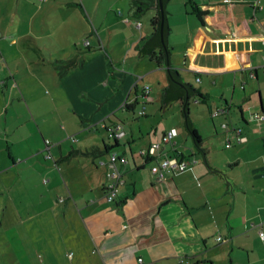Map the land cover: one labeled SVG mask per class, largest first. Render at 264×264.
I'll return each instance as SVG.
<instances>
[{
	"label": "crops",
	"instance_id": "1",
	"mask_svg": "<svg viewBox=\"0 0 264 264\" xmlns=\"http://www.w3.org/2000/svg\"><path fill=\"white\" fill-rule=\"evenodd\" d=\"M129 1L0 0V116L20 89L13 48L41 87L47 72L69 112L49 142L50 167L32 160L43 156L30 143L15 150L10 122L0 120V264H264L257 234L264 227V0H257L261 8L251 0H170L165 7L169 64L201 94L190 103L208 114L191 118L189 105V116L206 161L225 171L234 196L189 140L181 110L162 101L166 64L134 51L151 33L154 11L128 17ZM209 3L213 9H205ZM56 59L72 66L59 75ZM144 102L143 116L154 119L135 125L128 112ZM226 106L228 113L211 114ZM250 113L259 116L248 121ZM109 126L121 137L108 139ZM171 128L176 135L161 142ZM153 142H160L158 159L197 161L157 179L149 167L158 159L140 155ZM111 153L127 162H115L123 183L109 201L112 166L99 162Z\"/></svg>",
	"mask_w": 264,
	"mask_h": 264
},
{
	"label": "rangeland",
	"instance_id": "2",
	"mask_svg": "<svg viewBox=\"0 0 264 264\" xmlns=\"http://www.w3.org/2000/svg\"><path fill=\"white\" fill-rule=\"evenodd\" d=\"M21 48L23 54L25 56H29L28 54H26L27 52L26 50H24L25 48ZM17 54L21 55V53H17L14 48L9 51L11 60L14 58L10 62V65L12 63V68L14 70H17V74L14 79H16L18 82L20 80V89L17 88V92H13L12 94L8 95L9 97L7 101V109L5 114L0 116V120L6 119L7 122H10L11 142L15 150L20 146H26L28 143H30L31 145H33L34 149L39 148V150L42 151L43 156L41 158L35 157L32 160L38 162V166L41 165L42 167H45L47 165L48 167H50L52 164H54V159L51 157V159L46 158V156L50 154L49 142H54V130H57V125L59 126L63 123L65 113L69 114V112L66 111L63 103L62 96H64L65 93L63 91H58L56 93L57 90H55L54 88H50V77L46 74L47 72H44L42 76L44 85L41 87L39 84H37V78L31 77L25 71L23 65L27 63L24 62L23 59L21 63L17 62V57H15V55ZM145 77H148V75H145ZM255 97L257 98L258 94H256ZM56 101L58 103V107L56 106ZM189 105H191V118L196 119L203 113L208 114L207 107H205L204 104L201 105H204L205 108L198 110H194V103H190ZM174 109H176L177 111H179L180 109L176 102H174ZM137 112L138 111H136L134 114L128 112V115L131 117V120L135 123V125H140V122L147 123L148 120L154 119L153 116L150 115L151 113H149L148 117H144L143 115H138ZM149 112H152V110H150ZM78 115H80V113L75 111L74 117L79 118L80 116ZM166 115H168L169 118L173 117L172 111L169 110ZM160 118V113H157L155 120L157 121ZM39 131H42L43 138L40 136ZM189 140L192 141L190 135ZM19 142L21 143L18 145ZM30 193L31 192L29 191V194ZM0 196L5 197L4 194ZM0 247V253L2 254L5 249V244H0Z\"/></svg>",
	"mask_w": 264,
	"mask_h": 264
},
{
	"label": "built area",
	"instance_id": "3",
	"mask_svg": "<svg viewBox=\"0 0 264 264\" xmlns=\"http://www.w3.org/2000/svg\"><path fill=\"white\" fill-rule=\"evenodd\" d=\"M253 5L256 7H260L258 5L257 0H251ZM214 4L209 3L208 5L205 6V9H213ZM138 26H140V23H137ZM151 88L146 85L143 88V93L148 96L150 93ZM145 102L142 104L141 108L138 110V115H144L145 114ZM219 113H222V110H220L218 107L215 109H211V114L212 115H218ZM259 115L255 113L254 115H251V118L255 119ZM237 133H240V129L236 130ZM122 132L120 131L119 127H107V138L108 139H117L121 137ZM176 135V130L174 128H171L167 131L164 132L162 135V140L161 142L164 143H169L172 138ZM238 141H241L242 138L237 136L236 138ZM226 144V146H228ZM159 146L160 142H153L149 145L147 149H141L140 150V155L141 156H153L155 159H158L160 156L159 152ZM120 161L121 163H126L127 160L125 157H119L115 153H111L109 155L108 161L101 160L99 162L100 165H106L109 163L112 166L111 170L106 171V178L107 182L105 184V198L109 201L113 200L119 193V188L121 184L123 183V178H122V173L117 169L115 162ZM196 159L194 157H186V158H179L177 155H166L164 157L159 158L156 160L150 167L149 170L151 174L157 178V179H164L165 177L172 175L176 172H182L186 170L189 165L196 163ZM262 223L259 224V228L257 229V234L261 238V240L264 241V227L261 226ZM141 262V258L139 259ZM182 264H189L188 262H184L182 259L180 261Z\"/></svg>",
	"mask_w": 264,
	"mask_h": 264
},
{
	"label": "trees",
	"instance_id": "4",
	"mask_svg": "<svg viewBox=\"0 0 264 264\" xmlns=\"http://www.w3.org/2000/svg\"><path fill=\"white\" fill-rule=\"evenodd\" d=\"M168 1H170V0H166L165 6H164L165 20H166V8L165 7H166V4L168 3ZM153 4H155V0H130L129 3H128V9H127V16L128 17H136V18H138V17L142 16L148 10H153L154 11V14H153V16L150 19V26H151V29H152L151 33L149 35L141 38L139 40V42L134 46V51L136 52V54L139 53L140 48L153 36V34L159 28L158 9L155 6H153ZM168 33H169V27H168V25L166 23V39H167ZM165 42H166V40H165ZM165 53H166L167 62H169L170 55H171V48L168 47L167 45L165 46ZM165 53H164V47L161 44H156L149 52L138 54V55L139 56H147V57H149L152 60L156 59L157 57H160L161 60L163 61V63L166 64ZM50 62L52 64H54V66L58 69V74L59 75H62L64 73H66L67 70L72 65V62L69 59H64V60L56 59V60H53V61H50ZM157 63H159V62L157 61ZM168 65H169L170 71H172V73L179 79V81H181L189 89L194 91V93H192L188 97L186 110H187V115H188L190 123H191L192 132L196 136L197 144L200 147L202 139L198 135V133H197L196 129L194 128L193 123H192V121L190 119V116H189V103H190V101H191V99L193 97H195V96L201 97V94L198 91V89L194 88L190 83L183 82V80L180 77V75L177 72V70H175L169 63H168ZM168 83H169V81H168ZM167 86H168V84H167ZM167 86L163 88L162 96H161L162 97V101L164 103H167V104L175 102V101L179 102V107H180L181 114H182V109H183L184 102H185L184 95H179L176 98H174V97L165 98V89L167 88ZM182 116H183V127H184L185 131L187 132V134L190 135L191 138H192L191 133H188L187 127L184 124L185 116L183 114H182ZM237 129H239V128H237ZM237 129H235V131ZM192 141H193V139H192ZM193 143H194V141H193ZM200 149L202 150L201 147H200ZM146 158H148V157H146Z\"/></svg>",
	"mask_w": 264,
	"mask_h": 264
},
{
	"label": "water",
	"instance_id": "5",
	"mask_svg": "<svg viewBox=\"0 0 264 264\" xmlns=\"http://www.w3.org/2000/svg\"><path fill=\"white\" fill-rule=\"evenodd\" d=\"M166 0H155V6L158 9V15H159V28L156 30V32L153 34V36L140 48V51L138 54L147 53L149 52L156 44H161L164 47V53H165V40H166V20H165V12H164V6H165ZM165 60H166V69H167V79L169 81L167 88L165 89V98H171V97H178L179 95H184V106L182 109V114L185 116L184 124L187 127L188 133H191L192 139L196 145V148L202 153V160L205 163V165L210 169V171H214L215 173L219 174L220 177L224 178V181L230 184V187L227 189L230 191L233 196V188H236L235 185L232 183V181L225 176V171L223 169H215L213 168L207 161L204 156V153L200 149L199 145L197 144L196 136L193 134L191 129V123L189 120V117L187 115V100L188 97L194 93L191 89H189L184 83L179 81V79L170 71L166 53H165ZM220 110H222V114L228 113L229 107H218ZM251 116V113H250ZM252 118L249 117L248 121H250ZM227 131V126L224 124ZM240 129V128H239ZM233 130L234 127H233ZM225 134V132L223 133Z\"/></svg>",
	"mask_w": 264,
	"mask_h": 264
}]
</instances>
